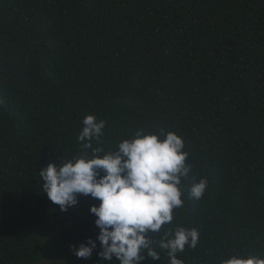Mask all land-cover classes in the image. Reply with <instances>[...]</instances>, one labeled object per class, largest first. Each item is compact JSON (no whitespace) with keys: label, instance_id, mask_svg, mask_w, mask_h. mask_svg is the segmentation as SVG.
<instances>
[{"label":"trees","instance_id":"trees-1","mask_svg":"<svg viewBox=\"0 0 264 264\" xmlns=\"http://www.w3.org/2000/svg\"><path fill=\"white\" fill-rule=\"evenodd\" d=\"M87 115L106 122L91 142L105 152L137 129L184 141V203L140 264H169L158 244L178 227L199 232L183 264L264 258V0H0V264H119L98 241L74 255L96 240L98 200L62 212L42 191L41 168L91 155Z\"/></svg>","mask_w":264,"mask_h":264},{"label":"clouds","instance_id":"clouds-1","mask_svg":"<svg viewBox=\"0 0 264 264\" xmlns=\"http://www.w3.org/2000/svg\"><path fill=\"white\" fill-rule=\"evenodd\" d=\"M82 124L77 139L83 149H91V155L84 152L39 170L42 191L62 212L74 209L80 195L99 201L89 208L99 229L96 240L88 238L74 247V255L89 258L98 241L97 256L103 261L114 258L119 264H140L145 255L159 260L147 233L159 232L162 225L171 223L172 210L184 203L180 185L189 178L191 165L185 163L188 153L182 137L164 128L156 133L137 129L115 151L105 152L102 147L93 148L91 142L100 140L106 122L87 115ZM207 187V178H200L191 185L190 195L198 200ZM198 239V230L178 227L166 232L158 246L167 250L169 264H183L176 254L186 245L195 248ZM220 264H264V258L232 255Z\"/></svg>","mask_w":264,"mask_h":264},{"label":"rangeland","instance_id":"rangeland-1","mask_svg":"<svg viewBox=\"0 0 264 264\" xmlns=\"http://www.w3.org/2000/svg\"><path fill=\"white\" fill-rule=\"evenodd\" d=\"M38 264H62L61 262H59L58 260H56L55 258L47 255L41 262H39Z\"/></svg>","mask_w":264,"mask_h":264}]
</instances>
